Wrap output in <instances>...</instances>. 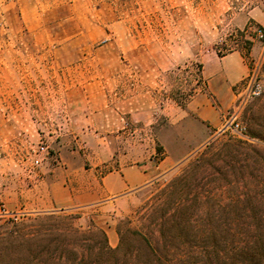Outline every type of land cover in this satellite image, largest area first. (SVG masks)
I'll list each match as a JSON object with an SVG mask.
<instances>
[{
	"label": "rangeland",
	"instance_id": "rangeland-1",
	"mask_svg": "<svg viewBox=\"0 0 264 264\" xmlns=\"http://www.w3.org/2000/svg\"><path fill=\"white\" fill-rule=\"evenodd\" d=\"M257 25L264 0H0V264H53L59 234L93 225L113 226L117 243L138 232L161 247V229L189 218L201 264L209 234H236L240 248L264 231ZM237 48L251 51L255 77L236 85L225 120L235 112L247 138L224 121L201 138L206 129L185 103L203 87V60ZM105 101L117 115H106ZM106 122L118 132L107 137ZM112 148L141 160L181 156L114 210L45 209L53 178L67 166L97 168Z\"/></svg>",
	"mask_w": 264,
	"mask_h": 264
},
{
	"label": "crops",
	"instance_id": "crops-1",
	"mask_svg": "<svg viewBox=\"0 0 264 264\" xmlns=\"http://www.w3.org/2000/svg\"><path fill=\"white\" fill-rule=\"evenodd\" d=\"M250 54L251 51L244 52L237 48L222 55L211 54L203 60V87L184 106V110L200 120L206 129L201 138L219 130L222 121H225V114L237 98L236 85L249 72L247 55ZM107 103L105 101L106 115H117V110H110ZM112 125L105 123L107 137L111 131L118 132L117 126L113 128ZM105 145H108L107 142ZM112 149L111 159L107 157L97 168L80 166L70 169L67 166L62 174L53 178L45 209L96 207L101 211L114 210L137 189L167 171L181 156L167 153L157 161L150 158L141 160L134 158L133 151ZM106 233L109 245L114 246L117 243L114 227L107 224Z\"/></svg>",
	"mask_w": 264,
	"mask_h": 264
},
{
	"label": "trees",
	"instance_id": "trees-1",
	"mask_svg": "<svg viewBox=\"0 0 264 264\" xmlns=\"http://www.w3.org/2000/svg\"><path fill=\"white\" fill-rule=\"evenodd\" d=\"M261 71H264V60ZM261 139L264 140V136ZM188 219L173 221L172 231L168 234L161 229V247L138 232H134L137 236L131 237L127 243L126 236L120 234L117 245L111 247L101 227L93 225L83 231L75 228L67 236L59 234L57 237L58 243L52 251L57 260L53 264H201L200 240L198 234L192 231L195 224ZM188 230L192 233L189 234ZM82 237L87 238L85 249H80L85 245L81 243ZM207 237L212 245L205 250L203 264H264V231L248 235L247 244L240 248L234 245L239 240L236 234L227 237L211 233ZM218 241H228L230 245L217 246Z\"/></svg>",
	"mask_w": 264,
	"mask_h": 264
},
{
	"label": "built area",
	"instance_id": "built-area-1",
	"mask_svg": "<svg viewBox=\"0 0 264 264\" xmlns=\"http://www.w3.org/2000/svg\"><path fill=\"white\" fill-rule=\"evenodd\" d=\"M247 29H251L250 26H248ZM251 32L253 35L259 38H264V30L260 26H255L253 29H251ZM255 77V73L253 69H250L249 73L246 76L247 84H250V82ZM253 93L258 94L260 92V88L258 84L254 85V89L252 90ZM224 128H230L233 132H235L239 137L241 138H247L245 126H243L238 120L235 112H232L228 118L224 121L223 124ZM8 214V211L5 209V207L2 205L0 207V216Z\"/></svg>",
	"mask_w": 264,
	"mask_h": 264
}]
</instances>
